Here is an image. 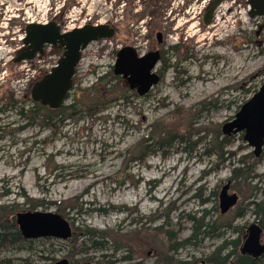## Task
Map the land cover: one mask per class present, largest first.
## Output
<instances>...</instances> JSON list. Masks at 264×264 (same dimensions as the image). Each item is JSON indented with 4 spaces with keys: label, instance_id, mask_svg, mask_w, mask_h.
<instances>
[{
    "label": "rangeland",
    "instance_id": "rangeland-1",
    "mask_svg": "<svg viewBox=\"0 0 264 264\" xmlns=\"http://www.w3.org/2000/svg\"><path fill=\"white\" fill-rule=\"evenodd\" d=\"M186 1L190 8L175 22L171 19L183 0H171L160 19L161 26L167 21L173 25L157 65L161 81L147 96L132 93L113 73V53L126 45L124 26L117 23L112 44L92 43L77 67L64 106L76 104L81 118L53 121L54 127L42 129V121L26 120L34 103L31 90L56 66L63 51L47 47L33 61L15 64L27 24L64 16L63 31L107 25L112 15L113 20L120 17L115 13L117 0H0V110H5L0 112V206H21L18 213H57L73 233L67 241L34 240L30 253L8 251L1 260L81 264L103 255L112 256L115 264H160L161 257L169 255L202 264L224 243L235 241L237 229L246 232L255 223L251 210L242 218L236 212L261 200L264 160L251 176L256 182L243 184L232 171L240 158L254 151L244 133L231 136L232 144L224 150L231 154L228 162V156L219 159L212 146L215 137L225 136L223 125L233 121L264 85V18L252 19L244 4L229 13L234 4L225 2L206 27L203 15L212 0ZM129 28L146 38L144 25ZM147 45L145 39L140 43L142 54ZM9 99L15 103L12 107ZM90 110L95 111L85 115ZM162 133L177 134L193 145L145 154L138 147L143 140H159ZM228 181L229 194H237L239 201L221 215L219 195ZM255 185L258 190L251 191ZM26 202L43 206L27 210L22 207ZM189 216L205 217L204 223L214 228L196 245L183 243L193 234ZM87 229L108 235L105 251L91 250L83 238ZM83 251L89 254L84 257ZM230 251L229 247L225 254Z\"/></svg>",
    "mask_w": 264,
    "mask_h": 264
},
{
    "label": "water",
    "instance_id": "water-1",
    "mask_svg": "<svg viewBox=\"0 0 264 264\" xmlns=\"http://www.w3.org/2000/svg\"><path fill=\"white\" fill-rule=\"evenodd\" d=\"M225 1L211 2L203 16L204 26L211 25L217 9ZM247 5L250 7L249 16L252 19L264 17V0H247ZM114 36L115 30L108 25L87 24L69 32H62L55 22L28 25L23 39L25 50L18 54L14 60L15 64L33 61L44 54L46 47L63 50L57 65L34 84L31 90L34 103L51 110H59L73 88V79L82 60V53L92 43L110 40ZM159 62V53L138 57L132 47H125L118 52L113 71L115 76L127 82L131 90H137L138 97L142 98L160 83V77L155 72ZM222 132L227 137L244 133V141L254 148V156L260 157L264 149V85L240 108L233 121L223 125ZM230 188L231 182L228 181L220 192L221 215L228 214L238 204L239 197L237 194H229ZM15 220L21 236L27 241L39 239L67 241L73 236L69 223L57 213H18ZM240 254L255 260L264 257V230L257 223H252L248 227ZM56 264L69 263L64 260Z\"/></svg>",
    "mask_w": 264,
    "mask_h": 264
},
{
    "label": "trees",
    "instance_id": "trees-1",
    "mask_svg": "<svg viewBox=\"0 0 264 264\" xmlns=\"http://www.w3.org/2000/svg\"><path fill=\"white\" fill-rule=\"evenodd\" d=\"M62 51L61 49H59ZM177 48H175L176 52ZM161 78V77H160ZM105 77H101L99 80L103 81ZM69 98V95H68ZM67 98V100H68ZM129 97H127L126 100H128ZM9 105L12 107V105H15V103L12 101V99H9ZM25 109L20 108L19 109V115L22 117L25 116ZM5 110H0V112H4ZM95 110L86 111L85 115H89V112L92 113ZM28 117L26 120L29 122H35L36 120L42 121V125L47 128L54 127L52 124L53 121H59L63 122L67 119H74L76 117L81 118L79 116L82 114V112H79L77 110V105L73 104L71 106H62L59 110H51L49 108L42 107L39 104L32 103V106L27 110ZM32 126V125H31ZM29 126V127H31ZM159 140L155 141L153 139H146L143 140L138 144V147L143 151L145 154L146 152H152V149H158L159 152H164V148H175L176 145H187L191 144L190 141H184V139L177 134L173 133H162L159 136ZM233 139V138H232ZM244 139V138H243ZM232 144L231 137L227 136H221L215 137L214 144L212 147H214V153L218 156L219 159H223L225 156H228L224 162H228L231 160V154L224 151L228 146ZM197 144H194V146ZM187 151V150H186ZM143 156V155H142ZM264 160V149L262 154L259 158H256L254 154H248L238 161V167H235L232 171L233 178L240 181V183H247L249 185L254 184L256 182V179H253L251 176H255L256 166L260 163V161ZM263 177V184H264V175ZM258 177V178H261ZM257 178V177H255ZM251 179V181H250ZM250 182V183H249ZM261 184V183H260ZM251 191L258 190L257 185L253 187H249ZM62 205V204H61ZM41 206H35L32 205V203L26 202V204L22 207L26 208L27 210H33L36 211L38 208H41ZM59 207V206H57ZM21 206L18 205H8V206H0V256L3 253H6L8 251H17V252H31L32 250V244L35 243V241H27L25 240L19 230L16 226L15 216L20 211ZM251 210L250 212L255 217V223H257L262 230H264V190H263V196L261 200L257 201H251L248 203L247 208H239L237 209L236 216L238 218L244 217L247 212ZM57 211L60 213L62 209L59 207L57 208ZM189 221L193 224V234L192 236L184 241L183 243L191 244V242H194V245H196L197 242H201L204 240L205 237H209L211 230H214L213 227H211L209 224H205V217H202L200 219H196L189 216ZM238 238L233 241L230 245L224 243L219 249H217L211 256H209L208 259H206V262L208 264H264V257L261 259H253L248 256H242L240 254L239 248H241L244 238L246 236V232H244V228L237 229ZM83 238L86 240L88 244L92 247V251L94 253L103 252L106 250L105 241H108V235L104 232L97 231V230H84L83 231ZM231 248L232 251L225 254L228 248ZM108 250V249H107ZM116 251H119L120 249H115ZM175 250V249H174ZM177 250V249H176ZM175 250V251H176ZM80 254H82L84 257L87 256L89 253L87 251H83ZM5 259V258H4ZM0 259V264H14L13 262L9 261L8 259L4 260ZM107 259V261H105ZM112 256H101L99 259H97L95 262H93L90 259H85L81 264H115L112 261ZM124 260H127L125 258ZM24 262H26L24 260ZM121 263V262H120ZM160 264H196L195 261H183L176 259L174 256L169 255H163L160 260Z\"/></svg>",
    "mask_w": 264,
    "mask_h": 264
},
{
    "label": "flooded vegetation",
    "instance_id": "flooded-vegetation-1",
    "mask_svg": "<svg viewBox=\"0 0 264 264\" xmlns=\"http://www.w3.org/2000/svg\"><path fill=\"white\" fill-rule=\"evenodd\" d=\"M170 3L171 0H117L115 9H117L118 11H116L115 13L118 12L120 14V17H117L115 20H113L114 17L112 15L108 19L107 25L115 30V36L118 33V27H119L117 23H120L119 25L122 27L124 26L123 27L124 37H125L124 43L126 45L119 46L118 47L119 49L117 51H114L113 56L117 57L118 51L125 47H132L136 51L138 57H143L149 53H159L160 55L159 63H161L164 55V45L167 42V36L169 35L168 33L172 30L173 23L171 22L176 21V16L179 17V15H185L187 8H190V2L183 0L182 7L176 11L177 13H174V17L171 19L170 24L168 23L169 21H167L165 23L167 24V26H161L160 19L163 15L167 13L166 11L168 10V8H170ZM233 4L234 5L229 11V13H232L233 9H236L237 6L243 4L247 5L246 0L238 1ZM171 13H173V11H171ZM133 14L136 15L133 16ZM163 18L166 19V17ZM63 19L64 16L60 17L59 19L56 18L53 21H55L62 29L65 26V21H63ZM127 22H129L130 25H128ZM140 24L144 25V28L147 31L146 38L144 39L148 42V45L146 46L145 48L146 51L143 54L141 53L142 49L140 43H142L144 39L143 40L140 39L138 37V34L136 35L135 33H133V30L129 28L130 26H132L133 28L134 27L139 28ZM153 33H155L154 43H152ZM112 39L108 40L110 44H112ZM10 40L11 38L8 39V44H11ZM128 43L130 44L132 43V45H129ZM155 72L159 74L157 67L155 68ZM123 81L125 85L128 86L127 82L125 80ZM129 90L137 95V90H131L130 88ZM40 126L42 127V129L45 128L43 125ZM25 129L26 128L23 127L19 129L18 132L19 133L23 132Z\"/></svg>",
    "mask_w": 264,
    "mask_h": 264
},
{
    "label": "bare ground",
    "instance_id": "bare-ground-1",
    "mask_svg": "<svg viewBox=\"0 0 264 264\" xmlns=\"http://www.w3.org/2000/svg\"><path fill=\"white\" fill-rule=\"evenodd\" d=\"M239 1H241V0H239ZM225 2H232V3H236V2H238V1H230V0H226ZM224 2V3H225ZM246 3H247V0H246ZM203 8L205 9L206 8V6H203ZM208 9V7L206 8V10ZM206 10H205V12H206ZM249 11H250V7H249ZM205 14V13H204ZM204 16V15H203ZM215 16V15H214ZM255 19H258V20H263V17H257V18H255ZM214 20V19H213ZM213 22V21H212ZM16 221V220H15ZM17 226V225H16ZM19 230V229H18Z\"/></svg>",
    "mask_w": 264,
    "mask_h": 264
},
{
    "label": "built area",
    "instance_id": "built-area-1",
    "mask_svg": "<svg viewBox=\"0 0 264 264\" xmlns=\"http://www.w3.org/2000/svg\"><path fill=\"white\" fill-rule=\"evenodd\" d=\"M205 6V5H204Z\"/></svg>",
    "mask_w": 264,
    "mask_h": 264
}]
</instances>
